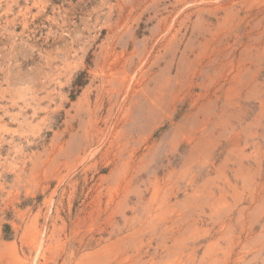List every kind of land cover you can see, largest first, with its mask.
I'll return each instance as SVG.
<instances>
[{"label":"rangeland","instance_id":"obj_1","mask_svg":"<svg viewBox=\"0 0 264 264\" xmlns=\"http://www.w3.org/2000/svg\"><path fill=\"white\" fill-rule=\"evenodd\" d=\"M0 264H264V0H0Z\"/></svg>","mask_w":264,"mask_h":264}]
</instances>
